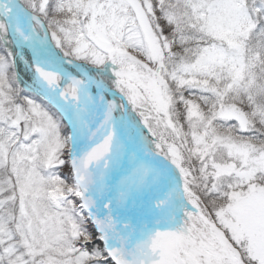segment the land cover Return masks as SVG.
<instances>
[{"label": "snow or ice", "instance_id": "6c2138e0", "mask_svg": "<svg viewBox=\"0 0 264 264\" xmlns=\"http://www.w3.org/2000/svg\"><path fill=\"white\" fill-rule=\"evenodd\" d=\"M0 264H264V0H0Z\"/></svg>", "mask_w": 264, "mask_h": 264}]
</instances>
